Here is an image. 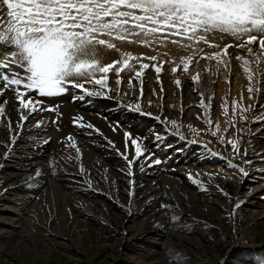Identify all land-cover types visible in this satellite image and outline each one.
Listing matches in <instances>:
<instances>
[{"label": "rangeland", "instance_id": "obj_1", "mask_svg": "<svg viewBox=\"0 0 264 264\" xmlns=\"http://www.w3.org/2000/svg\"><path fill=\"white\" fill-rule=\"evenodd\" d=\"M4 11L6 12V9ZM216 34L223 35V40L215 43L209 38V34L207 39L210 43L222 44L221 48L228 43L233 45L227 49L228 69L223 65L218 68L215 61L201 59L204 53L218 51L217 48L204 43L185 48L170 42L145 47L139 43L113 41L145 49L147 53L158 56L157 60L159 56L165 59L171 55L168 53V47L177 48L179 54L182 53L181 58L195 52L187 72L183 69L181 59L176 66V73L171 69L169 75L175 80L179 79L178 73L180 77H185L186 74V77L190 76L194 65H206L200 68L204 77L203 85L196 83L193 90L199 94L197 105L200 104L201 93L206 105L209 103V97L212 98L209 113L211 128L205 123L208 119L204 116L206 109L199 107L197 125H191L199 131L193 132L189 125L185 126L180 121L178 127L171 126L168 130L172 137L180 138L186 146L207 144V153L212 156L200 167L204 175L198 176L196 181L186 176L176 182L166 174L163 175L164 180L159 183L144 181L139 184L134 178L135 167H132L133 175L129 176L127 162L117 152V149L119 152H125L126 149L113 141L116 149L112 154L115 158L106 159L104 165L100 164L96 169L84 167L87 171L82 175L79 171L80 163L74 161V173L90 177L92 183L91 186L87 182L74 185L80 191H66V198L41 189L39 195L32 197V202L28 204L23 198L16 199L11 191L0 192V264H259L264 261V186H259L264 167L252 166V159L244 154L253 133L251 129L258 125L255 124L258 121L255 118L260 117V114L253 109L243 113L248 119L242 120L237 110L233 118V99L230 100L229 97L232 84L225 85V75L231 67L230 60L238 55H245L246 59L250 60L248 57L251 55L246 53V49L235 47L239 41L224 34ZM257 42L259 46V41ZM98 49L103 53L116 52V49H107L104 46H99ZM137 56L151 57L146 53H138ZM172 58L169 62L177 63V60ZM150 61L143 59L140 63L150 65L146 70L153 71L151 65L154 61L151 64ZM241 63L240 61V66ZM130 64L135 70L139 69L137 61L132 60ZM165 64L162 65L163 73ZM251 65L250 68L255 71L256 63ZM169 67L173 68V65ZM19 69L16 71H23ZM112 71L107 74V85L110 82L117 84L116 72ZM99 75L102 74L98 73L97 78ZM120 76L122 83L117 85L118 89L123 85L130 88L129 79L135 80L132 81L133 86L138 82L134 78L133 70L125 68L120 72ZM219 84L223 86V98L216 100L215 91ZM243 86L248 84L241 86L245 95L242 104L245 107L254 105L255 108V102L259 100L257 94L253 96V92L250 100L249 92ZM227 93L228 114L225 117L221 105L225 103ZM74 94L77 95L76 100L72 98ZM82 95L79 89L70 88L65 95L44 100L47 105L54 103L53 106H58L60 111L59 107L66 102L55 101L63 98L70 99L71 105L83 101L89 104L92 97L84 96L80 99ZM9 97L15 101L14 93ZM229 120L232 121L231 124L227 122ZM217 124H220L218 130ZM70 125L75 131L87 128L76 127L72 122ZM212 131H216L215 136L211 134ZM221 137L224 138L223 142ZM228 140L237 142L239 152L233 150L232 145L227 143ZM5 145L7 142H0V150H3ZM127 153L130 158L132 154L128 149ZM157 160L160 163H155L156 167H160L161 160ZM229 161L235 167L230 166ZM10 165L11 163L0 162V168L5 166L4 171H9ZM241 168L247 175L241 173ZM129 181L134 183L130 185ZM66 184L70 187V184L63 183L65 186ZM4 202L15 204L18 209L22 207V219L18 221L17 217L3 209L1 204ZM237 205L239 207H236Z\"/></svg>", "mask_w": 264, "mask_h": 264}, {"label": "snow or ice", "instance_id": "obj_2", "mask_svg": "<svg viewBox=\"0 0 264 264\" xmlns=\"http://www.w3.org/2000/svg\"><path fill=\"white\" fill-rule=\"evenodd\" d=\"M5 9L6 18L5 15H0V52L8 48L15 49V51L0 57V85H2L0 86V98L9 90L14 93L15 110L19 115L16 129H22L23 123L34 114L44 112L56 113L57 118L50 122L58 125V118L62 113H59L58 106H46L44 98L65 95L70 88L79 89L83 93L80 99L84 96H103L108 90L107 74L112 70L116 72L117 85L122 83L121 71L125 68L133 70L134 78L140 82L142 96L143 73L150 65L140 63V61L143 59L157 61V56L136 57L131 53H123L120 61L104 65L97 58L98 47L115 49L116 45L113 41L139 43L145 47L153 44L165 45L170 42L185 48L204 43L209 47L217 48L218 51L210 54L204 53L201 59L215 61L218 68L223 65L225 69H228L227 49L233 45L226 44L221 48L218 44L210 43L207 37L215 33L230 36L233 40L239 41L235 47L246 49L249 55L257 57L256 61H249L239 55L236 59L242 62L243 73L249 82L247 89L249 99H252L253 92L258 91L253 81L259 73V68L253 71L250 64L258 65L264 59V0H0V12ZM177 37L179 39H176ZM257 41H259L260 54L254 53L251 47ZM116 50L119 51V49ZM195 54L193 52L192 55L181 58L185 72L188 71ZM132 60L139 63L138 70L130 64ZM165 62L159 61L160 66L151 65L157 73V82L161 83V91H163V86L159 74ZM118 64L121 67H116ZM13 66L23 71H15ZM176 71L177 67H173L172 72L176 73ZM98 73L102 74L99 78H97ZM198 77L199 73L193 75V82H197ZM86 83L93 85V88H85ZM174 83L177 88L181 87L179 79ZM132 86V79H129V87ZM72 98L76 100L77 95L74 94ZM211 99L209 97V103L206 105L201 93V101L197 105L206 109L204 116L208 119L205 123L209 125V128L212 126L209 115ZM240 99V103L235 99L231 102L233 118L239 110L240 118L247 120L248 117L243 113L252 111L254 105L245 107L242 104V94ZM149 103L151 104V101ZM7 104V100L0 102V117L8 120L7 129L13 133L12 122L6 113ZM129 107L140 111L138 104ZM221 108L223 115L227 117V98ZM147 115L151 116L152 113H147ZM155 119L160 120L161 117L156 116ZM164 122L170 123L174 128L178 127L175 120L168 121L165 118ZM227 122L232 123L231 120ZM44 123L43 119H38L35 126L41 127ZM72 123L76 127H87L99 132L94 125L85 123L83 117H73ZM189 128L193 132L199 131L191 125ZM216 128L219 129L218 124ZM211 134L215 136L216 131H212ZM124 136L126 150L119 152L117 149V152L127 162V174L132 176L133 165L144 156L147 149L143 146L141 138H134L129 132H125ZM16 139L17 136L13 134L11 143L5 145L9 149L4 153L5 158L10 154ZM223 139L221 137V142ZM128 141H131L135 153L131 159L127 153ZM108 143L115 148L114 142L108 141ZM227 143L232 145L234 151L239 152L236 141L228 140ZM65 147L75 150V157L68 156L66 159L77 161L82 159V152L73 136L69 135L65 138ZM244 154L247 155L246 150ZM144 158L149 159L147 156ZM153 163L158 164L160 161L155 160ZM229 165L235 167L230 161ZM79 171L82 175L87 171L82 163ZM240 171L247 175L243 168ZM39 174L38 171L37 175ZM86 182L91 186L90 179ZM129 183L132 185L134 182L129 181ZM162 207L166 206L162 205ZM259 264H264V261H260Z\"/></svg>", "mask_w": 264, "mask_h": 264}, {"label": "bare ground", "instance_id": "obj_3", "mask_svg": "<svg viewBox=\"0 0 264 264\" xmlns=\"http://www.w3.org/2000/svg\"><path fill=\"white\" fill-rule=\"evenodd\" d=\"M0 15H5L6 18L5 11L0 12ZM209 36L215 43H219L224 38L223 35L219 36L216 33ZM227 39L230 38L227 37ZM113 43L116 45L115 49H119V51L107 53L104 51L103 53L102 50H97V58L104 65L111 64L113 61H120L123 53H131L133 56H136L138 53H146L153 56L151 52L148 51L149 53H147L145 49L134 45ZM220 45L222 46V44ZM251 47L254 53L260 54L258 42H255ZM168 50L171 57L163 59V57L160 58L159 56L157 60V63L159 61H166L165 72L161 71L163 74H159L163 91H161V83L157 82V73L154 70H146L147 72L143 79L142 96L139 81L134 83V86L131 88L123 85L120 89H118L117 84L115 85L114 82H110L107 85L108 90L105 91L104 95L92 97V99H89V104L83 101L71 105L68 98L55 101V103L66 102L59 107V113H62V115L58 118V125L50 122L57 118L56 113L44 112L34 114L28 121L23 123L22 129H16V122L19 120V115L15 110L16 101L10 100L9 96L13 92L11 90L7 91L0 98V102L3 100L8 101V104L5 106L6 113L12 122L14 132L10 133L7 129L8 120L0 117V142H7V145L10 144L13 134L17 136V139L7 158L4 157V153L9 149L4 147L3 150H0V162L5 164L11 163L8 166L9 171H4L3 168L5 166L0 168V192L5 190L11 191L16 196V199L23 198L28 204L32 202V197L39 195L41 189L65 198L67 196L66 191L79 192L80 189L74 185L86 183L90 177L86 178L80 174L76 175L72 170L73 167L75 168L74 161L76 159H66L68 156L75 157V151L65 147V138L69 134L74 137L77 146L82 152V159L76 162L77 164L80 163V165L82 163L83 167L96 169L100 164L104 165L106 159L113 160L115 157L112 153L116 148L109 145L108 141H114L116 145H121L125 148L124 133L129 132L132 137L141 138L143 146L147 149L144 156L149 157L146 160L142 156L133 165L136 171L134 178L139 184L144 181L159 183L164 180L163 175L166 174L169 175L171 180L176 182L181 181L186 176H188V179L195 181L198 179V176L201 177L203 174L200 171L201 165L208 162L212 156L208 154L207 144L204 143L197 146L184 145L180 138L172 137L168 131L172 128V125L165 123L164 119L167 118L168 121L175 120L177 124L180 121L185 126L197 125V109L199 108L197 106V98L199 94L195 93L193 89L196 83L203 85L204 77L200 68H204L206 65L204 63L194 65L191 70L192 75L190 74L187 77V74L185 77L183 75L180 77L178 73L181 87L177 88L176 84L173 83L175 78H171L169 75L172 69L169 66H178L182 53L179 54L178 49L174 47H168ZM11 51H15V49L8 48L6 51L0 52V55L4 54L0 57L7 56ZM243 56L245 57V55ZM171 58L177 60V63L169 62ZM248 58H251L249 61H256L257 59L255 55H251ZM230 61L231 67L225 75V80L228 82L225 85L232 84V91L229 93L230 100L241 101V94L243 95V99L245 98L241 86L242 84H249V82L242 68H239L241 67L239 65L240 61L236 57H233ZM152 63L155 64V61ZM116 67H121V65L118 64ZM257 67L259 68V73L254 78V86L258 88V91H255L253 96L257 94V98L259 99L255 102L256 106L254 110L260 114V119L255 123L258 125L251 129L253 133L247 142L248 146L245 150L247 151V156L252 159L250 161L252 162V166L264 167V59L258 65L256 64L254 69L256 70ZM167 68L170 69L166 71ZM197 73H199L198 81L193 82L192 76ZM204 76L206 75L204 74ZM132 81L135 80L133 79ZM227 86H225L226 91ZM96 87L98 88V86ZM85 88L91 89L93 85L86 84ZM243 88L248 89V86H243ZM222 89V84H219L215 91V99L223 98L224 90ZM227 97L228 93L226 94ZM150 101L151 104L149 103ZM137 104L140 105V111H135L132 107H129L130 105L134 107ZM181 107L183 109L182 112ZM147 113H152V115L149 116ZM77 114L79 117H83L85 123L94 125L95 129H98L99 132L89 128L81 131L76 129L77 131H75L70 123L72 122V117L77 116ZM156 116H160L161 119H155ZM38 119L45 121L43 126H35ZM218 125L220 127V124ZM59 141H62L60 143L61 146L58 144ZM127 149L134 156L135 153L131 141H128ZM132 156H130V159ZM157 159L161 160L160 167H156V164L153 163ZM142 166L143 170H141ZM165 170L167 172H163ZM38 171L39 175H37ZM65 182L70 184V187H67V184L66 186L63 185ZM259 186H264V174ZM28 189L29 191H27ZM1 206L15 218L17 217L18 221L22 219V207L18 209L15 204L11 205L5 202Z\"/></svg>", "mask_w": 264, "mask_h": 264}]
</instances>
